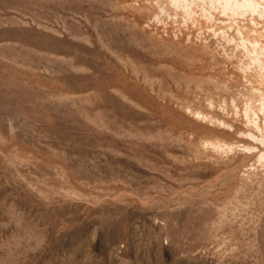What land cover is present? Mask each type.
I'll return each mask as SVG.
<instances>
[{
	"label": "rangeland",
	"instance_id": "rangeland-1",
	"mask_svg": "<svg viewBox=\"0 0 264 264\" xmlns=\"http://www.w3.org/2000/svg\"><path fill=\"white\" fill-rule=\"evenodd\" d=\"M0 264H264V0H0Z\"/></svg>",
	"mask_w": 264,
	"mask_h": 264
}]
</instances>
